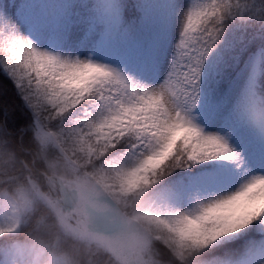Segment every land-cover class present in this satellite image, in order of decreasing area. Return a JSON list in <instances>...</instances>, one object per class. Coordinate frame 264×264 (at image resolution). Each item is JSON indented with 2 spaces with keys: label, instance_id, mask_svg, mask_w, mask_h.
Returning a JSON list of instances; mask_svg holds the SVG:
<instances>
[{
  "label": "rangeland",
  "instance_id": "374dc122",
  "mask_svg": "<svg viewBox=\"0 0 264 264\" xmlns=\"http://www.w3.org/2000/svg\"><path fill=\"white\" fill-rule=\"evenodd\" d=\"M196 1H149L147 10L154 9L155 20L163 19L164 23L162 48L153 51L151 57L143 54L128 57L119 53L121 48L115 43L112 47H106L109 44L104 47L106 32L119 18L114 0H0V29L14 26L19 35L30 39L42 51L69 60L85 59L105 64L135 84L157 87L171 78L174 62L179 58L187 14L196 6ZM260 55L259 50L241 69L222 108L208 112L204 104L193 102L190 96L177 100V107L194 125L205 135L220 137L232 150L235 158L207 159L217 164L215 171L222 170L220 176L214 170L191 174L192 178L180 188V191L191 188L190 195H182L166 186L150 190L143 193L131 214H127L117 203L125 206L129 195L146 184L154 170L142 167L141 151L131 147L92 165L88 173L75 176V182L66 190H71L78 182L88 186L94 180L99 181L107 191L105 204L99 209L87 207L84 212V203L81 204L75 194L72 203L75 219L66 220L59 208L54 209L60 228L82 240H91L87 230L103 234L117 249L109 244L104 247L116 252L118 259L126 264H141L142 251L148 242L146 237L150 234L183 258L198 247L235 235L254 213L264 211V201L252 208L240 209L233 205L230 211L208 219L197 217L196 223L192 221L202 206L227 197L253 177L264 175V117L253 89ZM5 71L23 91L16 78ZM24 85L27 86V78ZM23 97L32 111L39 135L75 172L76 154L86 159L98 157L116 135L124 132L123 126L112 124L107 112L85 115L82 109L74 106L44 108L50 105L43 90H35L34 82L31 102L24 91ZM92 106H99V101L95 100L87 108L91 110ZM56 119L58 122L52 123L53 129L45 127L46 122ZM199 161L203 160L196 162ZM67 195L70 196L69 191ZM38 197L46 202V198L29 187L18 189L14 195H1L0 231L15 232L22 213ZM28 257L29 251L16 242L2 251L0 264H25ZM188 264H206V260L194 259ZM243 264H264V249L257 246Z\"/></svg>",
  "mask_w": 264,
  "mask_h": 264
},
{
  "label": "trees",
  "instance_id": "16d2710c",
  "mask_svg": "<svg viewBox=\"0 0 264 264\" xmlns=\"http://www.w3.org/2000/svg\"><path fill=\"white\" fill-rule=\"evenodd\" d=\"M116 1L121 17L109 36L112 35L118 42L123 40V48L129 53L150 55L152 50L161 48L163 22L155 21L154 9L147 11L150 0ZM221 2L228 3L229 0H217V3ZM202 3L209 4L211 0L196 1V5ZM222 25L220 38L204 59L195 101H201L210 111L221 108L240 70L260 50L253 89L258 99L257 106L264 117V26L258 21L231 16L226 17ZM93 100L89 98L85 104ZM0 106L7 107L9 125L8 128H0V196L4 193L13 195L18 189L29 187L57 206L51 195L57 196L58 192L56 186L48 183L47 176L67 179L72 171L54 150L44 144L34 127L32 111L23 98V91L15 85L1 64ZM53 122H58V119L46 122L45 127L53 129ZM123 134L115 136L97 158L79 163L80 169L88 170L93 164L130 149L132 146L127 139L120 140ZM77 156V161L83 160L79 154ZM216 167L215 162L206 159L170 165L163 172L155 169L147 183L129 195L125 210L131 213L145 193L161 186L190 195L193 193L191 188L184 191H180V188L192 178L191 174L203 170L215 171ZM215 172L217 176L221 173ZM258 214L254 213L247 223ZM146 238L148 242L142 251L141 264H188L194 259L206 260V264H243L257 246L264 249V219L258 217L235 235L198 247L183 258H179L157 237L150 234ZM15 240L36 249L32 264H124L113 252L99 244L64 233L51 208L38 199L33 200L31 207L24 211L15 233L0 231V253Z\"/></svg>",
  "mask_w": 264,
  "mask_h": 264
},
{
  "label": "snow or ice",
  "instance_id": "6c2138e0",
  "mask_svg": "<svg viewBox=\"0 0 264 264\" xmlns=\"http://www.w3.org/2000/svg\"><path fill=\"white\" fill-rule=\"evenodd\" d=\"M228 16L258 21L264 26V0H211L193 7L187 14L171 78L157 87L135 84L105 64L69 60L42 51L19 35L14 26L0 29V64L16 78L30 102L34 82L35 90H43L50 105L44 108L74 106L85 115L107 112L113 125L124 127L121 142L127 139L134 149L141 151L142 167L163 172L170 165L215 157L235 158L226 142L218 136L205 135L177 107L181 97L190 96L193 102L197 99L204 59L220 38L222 21ZM89 98L98 100L99 106H92L91 110L85 107ZM7 114V107L0 106V128L9 127ZM262 201L264 175L253 177L227 197L202 206L192 221L230 211L233 205L252 208ZM258 217H264V211L249 223Z\"/></svg>",
  "mask_w": 264,
  "mask_h": 264
}]
</instances>
